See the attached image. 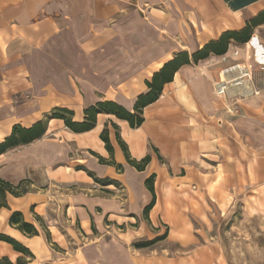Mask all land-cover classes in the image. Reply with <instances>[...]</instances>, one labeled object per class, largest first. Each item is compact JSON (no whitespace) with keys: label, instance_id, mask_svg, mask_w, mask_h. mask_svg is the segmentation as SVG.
Segmentation results:
<instances>
[{"label":"crops","instance_id":"crops-1","mask_svg":"<svg viewBox=\"0 0 264 264\" xmlns=\"http://www.w3.org/2000/svg\"><path fill=\"white\" fill-rule=\"evenodd\" d=\"M130 3L151 7L154 12V15L150 13L151 26L163 29L165 39L171 36L172 28L184 30L183 21L193 30L197 28L195 40L187 45L189 49L194 46L197 51L226 32L242 31L256 16L264 13V0H0V76L3 79L16 76L35 79L44 77L45 71L52 74L55 70L54 77L74 78V86L67 81L69 103L61 107L82 110L81 118L85 108L98 102L126 103L132 110L145 81L179 53L174 55L165 48L151 56L142 74V86L139 83L140 61L134 46L143 42L135 39L126 43L120 36L92 37L91 15L98 21L113 16L118 18ZM116 24L123 29L121 23ZM251 32V40L245 44L230 40L222 56L209 54L196 63L190 60L189 64L180 66L172 81L163 86L158 100L143 109L144 121L139 128L131 129L124 121L100 114L91 131L75 134L61 120H49L41 139L0 155L4 159L0 180L16 187L31 180L36 173H42L52 186H79L75 194L63 188V198L67 213L72 210V218L85 237L101 239L113 234L115 227L125 231L136 228L140 237L147 236L149 230L145 223L146 220L150 222L151 217L141 216L152 196L145 188V181L156 175L154 168H158V157L170 154L173 148L169 135L158 133L157 127L163 126V121L159 118L156 121L154 113L162 106L160 104L181 101L179 95H183L184 109L196 126L189 135L201 143L209 134H219L228 142H235L239 137L250 151L258 187L264 192V23L251 28ZM128 45L133 49L125 50ZM125 61L131 63L130 70L135 72L124 71ZM236 64L250 71L253 81L249 89L254 94L242 101L233 97L217 98L212 83L238 76L237 70H233ZM15 88L7 80L2 83L0 80L1 97ZM6 104L7 98L0 108L5 109ZM8 116L0 125V141L10 134L13 126L9 113ZM32 124L34 122L29 120L23 121L25 128ZM205 128L210 132L205 133ZM103 131L107 133L111 154L100 139ZM119 142L125 147L128 159ZM195 148L201 151L203 145L196 144ZM146 156L150 160L142 170L129 163L139 164ZM24 197H9L8 208L0 209V234L28 250L37 264H58L59 253L47 246L44 249L38 232L28 236L9 225L8 217L12 212L26 213L28 206L39 199L35 195ZM126 207L127 212L130 209V217L119 214H125ZM24 221L38 230L35 224ZM104 250L102 245L85 246L83 264H91L89 255H102ZM18 255L10 245L0 242V258L8 257L13 262ZM139 259L143 262L144 257ZM99 260V264L106 262L102 257ZM131 264L140 263L132 259Z\"/></svg>","mask_w":264,"mask_h":264},{"label":"rangeland","instance_id":"rangeland-1","mask_svg":"<svg viewBox=\"0 0 264 264\" xmlns=\"http://www.w3.org/2000/svg\"><path fill=\"white\" fill-rule=\"evenodd\" d=\"M150 13H154L150 6L138 7L130 3L123 10V15H118L121 17L113 16L101 21L95 19L94 15L90 18L95 26L91 29L92 37L120 36L126 43L135 39L143 42L142 45L134 46L136 58L140 61L139 83L142 86V74L148 60L158 55V50L166 48L174 55L186 52L188 56L197 51L194 46L192 49L187 46L189 41L195 40L197 28L193 30L183 21L184 30L172 28L171 36L165 39L163 29L152 28ZM117 22L122 24L123 29L118 28ZM126 48L132 47L128 45ZM124 66L126 73L128 70L130 74L135 72L130 70L131 63L125 61ZM151 67L154 69L153 65ZM234 67L244 68L240 64ZM43 74L44 77L35 79L18 76L3 79L0 76L1 83L7 80L12 87L16 86L13 92L4 96L8 104L5 109L0 108V125L9 117V113L12 128H25L23 121L26 120L34 124L42 121L46 123L47 131L54 110H68L61 106L69 103L67 81L70 86H74L75 79L54 77L55 70L52 74L51 71ZM248 74L246 80L249 87L253 76L250 71ZM141 91L147 92L146 86ZM253 94L252 91L248 96L237 95L233 98L242 101ZM179 96L183 98V95ZM4 98L0 96V107ZM182 98L178 102L173 100L168 104H160L162 106L154 113L156 121L157 118L163 121V126L157 127L158 133L169 135L173 148L170 154L158 157V168L162 170L154 168V206L146 216H141L151 217V221L146 220L145 223L149 235L140 237L136 228L125 231L122 227L119 230L115 227L113 234L104 238L85 237L72 218V210L67 213L63 198V188L75 194L79 192V186H52L42 173H36L31 180L21 182L20 188L14 191L15 195L6 192L0 197V209L8 208L9 197L37 196L39 199L28 206L26 213H18L24 220L35 224L44 241V249L47 246L59 253L58 264H83L85 246L91 245H102L105 249L102 255H89L91 264H99V257H102L103 262L106 261L103 264H125L123 261L131 264L132 259L140 264H264V192L258 187L250 151L239 137H236L239 140L235 142H228L219 134H209L203 143L197 142L194 136L189 135L196 126L184 109L186 103ZM119 105L131 111L126 103ZM68 111L73 113V121L82 120V110ZM225 112L228 113L227 110ZM79 116L80 120L77 118ZM204 132L210 131L205 128ZM196 144L203 145L201 151H197ZM152 150L158 156V152ZM3 162L1 157L0 168ZM133 210L131 206V211L128 208L127 212L126 207V213L119 214L130 217L129 211L133 214ZM139 257H144L143 262ZM33 258L19 253L13 262L8 257H1L0 260L6 259L10 264H37ZM35 259L38 261V256Z\"/></svg>","mask_w":264,"mask_h":264},{"label":"trees","instance_id":"trees-1","mask_svg":"<svg viewBox=\"0 0 264 264\" xmlns=\"http://www.w3.org/2000/svg\"><path fill=\"white\" fill-rule=\"evenodd\" d=\"M264 23V13L256 16L250 25L239 32H226L220 36L217 41H213L205 45L202 49L195 52L190 58L184 52L179 53L173 58V60L165 63L157 72L153 73L149 80L145 81L147 92L137 96L135 103L131 111L126 110L120 105L113 102H98L91 105L83 110V118L81 121L75 122L72 120L73 113L65 109L54 110L51 120H61L64 126L72 133L80 134L91 131L96 123L97 115H111L117 120L124 121L128 124L129 128H139L143 119V109L148 105L154 103L161 96L162 88L165 84L170 83L173 79L174 74L177 72L180 66L189 64L190 60L194 63L199 60H203L213 54L215 56H222L225 54L230 40L238 44H245L249 42L251 37V28ZM46 131V123L39 121L33 124L30 128H21L20 126H14L9 136H7L2 142H0V155L5 152L32 143L33 141L39 140L43 137ZM118 139V136L116 135ZM101 141L105 144V149L109 154L112 153V149L109 145L106 131H103L100 135ZM121 149L128 159L125 147L119 142ZM149 156H146L140 161L139 164L136 162L129 161L137 170H142L143 166L149 162ZM142 165V166H140ZM154 176H150L145 181V188L149 191L152 196L151 202L144 208L143 215L146 216L152 209L155 202V196L153 193L152 181ZM21 183L16 187L9 185L0 180V197H3L7 192L11 195H15V189L20 188ZM10 226L15 227L21 233L34 236L37 235V231L33 226L26 223L22 215L18 212H14L8 219ZM0 242H4L11 246L12 250L17 253H23L30 255L28 250L22 247L19 243L9 238L8 236L0 234ZM0 264H10L6 262V259H1Z\"/></svg>","mask_w":264,"mask_h":264},{"label":"built area","instance_id":"built-area-1","mask_svg":"<svg viewBox=\"0 0 264 264\" xmlns=\"http://www.w3.org/2000/svg\"><path fill=\"white\" fill-rule=\"evenodd\" d=\"M234 69L237 70L238 76H232L212 83V91L217 98L226 99L227 97L248 96L251 94L246 80L249 77L248 71L241 67H234ZM230 91L237 92L229 94Z\"/></svg>","mask_w":264,"mask_h":264},{"label":"bare ground","instance_id":"bare-ground-1","mask_svg":"<svg viewBox=\"0 0 264 264\" xmlns=\"http://www.w3.org/2000/svg\"><path fill=\"white\" fill-rule=\"evenodd\" d=\"M244 86H245V85H244ZM239 89H240V88H239ZM233 92L236 93L237 91H231V94H233Z\"/></svg>","mask_w":264,"mask_h":264}]
</instances>
